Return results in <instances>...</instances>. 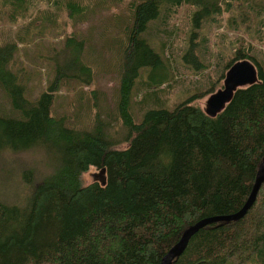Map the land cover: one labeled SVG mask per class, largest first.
Listing matches in <instances>:
<instances>
[{
  "label": "trees",
  "instance_id": "1",
  "mask_svg": "<svg viewBox=\"0 0 264 264\" xmlns=\"http://www.w3.org/2000/svg\"><path fill=\"white\" fill-rule=\"evenodd\" d=\"M184 5L192 10L181 60L195 72L208 67L203 26L224 13L233 28L255 29L260 48L236 36L229 55L213 56L219 73L208 72L207 84L168 106L157 92L170 89L175 73L164 43L146 34L152 21ZM113 6L112 26L104 30L131 12L116 108L103 118L94 101L88 125L68 124L69 116L52 111L54 95L63 79L91 82L92 68L81 57L85 41L73 32L59 39L48 56L54 76L33 99L11 61L40 21L35 33L51 25L54 12L75 22L95 7ZM24 16L0 37V90L18 113L0 114V165L38 150L48 167L36 180L33 166L24 168L22 197H15L19 188L0 196V264H160L190 224L241 208L264 156V0H0V22ZM241 58L255 64L257 80L209 116L198 98L222 86L227 68ZM136 97L144 107L139 119L131 109ZM91 165L104 167V183L81 182ZM1 171L5 185L11 183V173ZM169 264H264V180L243 216L200 227Z\"/></svg>",
  "mask_w": 264,
  "mask_h": 264
},
{
  "label": "rangeland",
  "instance_id": "2",
  "mask_svg": "<svg viewBox=\"0 0 264 264\" xmlns=\"http://www.w3.org/2000/svg\"><path fill=\"white\" fill-rule=\"evenodd\" d=\"M113 10L114 6L113 8L95 7L85 16L84 21L77 19L75 22H71L65 12H54L51 25L48 24L43 28L40 34L35 33L41 26L42 21H40L38 26L28 35L27 42L19 45L18 51L11 61V67L18 71L21 80L26 84V96L33 99L47 87L54 76L53 63L48 56L52 47L59 42V39H62L65 33L73 32L76 33L77 38L85 41L81 57L92 68L91 82L84 84L73 78L63 79L59 90L54 95L52 111L57 115L69 116L70 118H66L68 124L88 125L93 112L91 103L94 101H96V104H100L101 109L98 112L103 118L106 110L116 108L119 59L124 43V26L130 24L131 12H124L113 29L104 30L106 26H112ZM191 10L192 8L189 5H184L178 8L169 18L155 19L150 23L148 35L146 34L147 37L149 36L148 38L164 43L171 61V70L175 73L174 79L170 82V89L165 88V91L157 92L161 98H167L168 106H173L175 102L179 101V97L182 98L190 88L207 84L208 72L219 73L218 64H221V62L213 56L217 51H221L225 56L229 55L231 41H234L236 36H243L246 41L256 43V49L260 48V43L256 39L258 32L255 29L248 28L245 31L244 25H239L237 29L233 28L226 18L229 12L224 13L221 16L222 18H217L203 26L202 35L205 34L207 40L205 41V48L201 50L205 56L204 62L208 67H205L201 72H195L194 68L189 67L187 63L181 60V53L189 40ZM28 19L29 16H24L14 21L0 22V37L4 35L5 30H15L18 24ZM217 22H220V24ZM262 29L264 31V27ZM256 52L261 55L260 52ZM205 70H207V73ZM221 82L223 83V78ZM135 89L137 88L134 87ZM92 91H95L94 96L91 93ZM3 92L0 90V114L17 116L18 113L11 108L9 99ZM208 94L198 98L202 106H204ZM142 103L139 101V97L133 100L131 109L136 119L142 116L144 109ZM144 104L145 106L151 105V103ZM111 114L114 115L113 112ZM117 125L118 121L115 119L114 128H117ZM28 165L33 166L35 169L36 177L34 180H36L46 170L48 162L46 166L42 153L33 150L17 154L13 161L7 159L3 165H0V196H10L18 188L20 192L15 197L20 198L25 194L28 188L27 185H19L18 183L21 181L22 171ZM1 169L9 171L6 173H11V183L5 185L7 180H3ZM102 177L103 173H100L97 167L91 165L82 173L81 182L87 183Z\"/></svg>",
  "mask_w": 264,
  "mask_h": 264
},
{
  "label": "water",
  "instance_id": "3",
  "mask_svg": "<svg viewBox=\"0 0 264 264\" xmlns=\"http://www.w3.org/2000/svg\"><path fill=\"white\" fill-rule=\"evenodd\" d=\"M257 80V69L255 64L248 58H241L235 60L225 71L222 86L209 93L205 99L203 106L204 111L209 116H215L220 112L225 104L232 98L234 91L238 87L249 85ZM100 173H104L102 167ZM101 183L105 182L102 177ZM264 180V156L260 162L255 181L252 189L245 200L244 204L235 212L226 214H215L202 217L194 223L190 224L182 233L180 238L166 251L161 259L160 264H169L171 259L179 255L185 248L190 236L196 232L200 227L218 220L237 219L244 215L250 205L253 203L257 191Z\"/></svg>",
  "mask_w": 264,
  "mask_h": 264
}]
</instances>
